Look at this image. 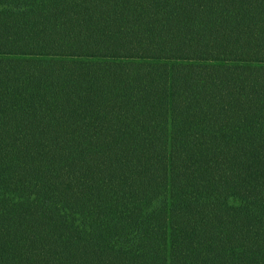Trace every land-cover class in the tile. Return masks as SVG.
Listing matches in <instances>:
<instances>
[{
    "label": "trees",
    "instance_id": "obj_1",
    "mask_svg": "<svg viewBox=\"0 0 264 264\" xmlns=\"http://www.w3.org/2000/svg\"><path fill=\"white\" fill-rule=\"evenodd\" d=\"M0 264H264V0H0Z\"/></svg>",
    "mask_w": 264,
    "mask_h": 264
}]
</instances>
